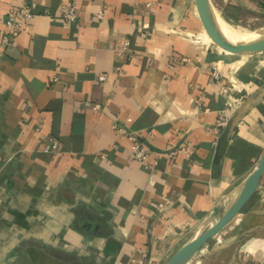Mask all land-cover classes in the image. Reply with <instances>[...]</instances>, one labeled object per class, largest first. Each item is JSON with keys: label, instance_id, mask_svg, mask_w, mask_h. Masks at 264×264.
I'll list each match as a JSON object with an SVG mask.
<instances>
[{"label": "crops", "instance_id": "0c3cea01", "mask_svg": "<svg viewBox=\"0 0 264 264\" xmlns=\"http://www.w3.org/2000/svg\"><path fill=\"white\" fill-rule=\"evenodd\" d=\"M210 3L230 17L250 4ZM12 7L36 16L3 42ZM0 17V264H165L221 217L264 152V40L221 44L195 0H0ZM116 122L157 165L133 157ZM50 138L58 152L44 151ZM185 264H264V175Z\"/></svg>", "mask_w": 264, "mask_h": 264}, {"label": "built area", "instance_id": "2783aa9c", "mask_svg": "<svg viewBox=\"0 0 264 264\" xmlns=\"http://www.w3.org/2000/svg\"><path fill=\"white\" fill-rule=\"evenodd\" d=\"M36 16V13L32 11L28 7L16 8L12 7L5 17L6 24L10 27L8 35L2 37L3 42H8L9 38H12V35L16 34L18 31L24 29V26L18 23V18H22L26 23L31 21ZM96 16L101 18L104 16V8H101L97 11ZM62 17L66 22H75L78 18V6L76 3L67 2L62 5ZM3 19L0 17V20ZM26 28V27H25ZM130 46V40L125 39L122 50L128 49ZM189 60V59H188ZM212 76L217 83L221 84V89L225 93L230 92V88L222 83V75L219 69L214 66L212 70ZM105 78L104 74L99 76L100 80ZM242 98L236 99L234 102L227 104L223 107L218 114V118L216 124L214 126L215 137L212 141V146L217 147L222 135V129L226 125V123L230 120L232 115L237 111V109L241 106ZM95 107H99V104H96ZM114 127L117 131L118 135L127 136L131 141V152L135 159L144 163L145 167L150 169L153 166L158 164V161L150 162L149 158L153 153V149H151L148 145H146L142 140L138 138L136 133L131 129H128L126 126L121 125L119 123H115ZM61 148V143L56 138H50L49 142L44 146V151L55 153L58 152ZM181 151L185 154V156L190 157L193 151V147L190 142L183 143L180 148ZM170 155H174L175 151L172 150L169 152ZM169 197H164L162 201L159 202L160 206H163L164 203L169 202Z\"/></svg>", "mask_w": 264, "mask_h": 264}, {"label": "water", "instance_id": "95a60500", "mask_svg": "<svg viewBox=\"0 0 264 264\" xmlns=\"http://www.w3.org/2000/svg\"><path fill=\"white\" fill-rule=\"evenodd\" d=\"M195 1L208 29L212 33L213 37L221 44L233 46H249L264 40V26L256 29V35L250 39H230L225 35V33L218 25L210 0ZM234 115L235 113L232 115V117ZM232 117L230 119H232ZM263 175L264 152L261 154L255 168L245 179L239 193L229 204L221 217L207 229L197 234L195 237L177 248L174 253L168 258L165 264L187 263L211 237L216 235L222 228H224L245 207V205L251 200V198L257 191Z\"/></svg>", "mask_w": 264, "mask_h": 264}, {"label": "rangeland", "instance_id": "374dc122", "mask_svg": "<svg viewBox=\"0 0 264 264\" xmlns=\"http://www.w3.org/2000/svg\"><path fill=\"white\" fill-rule=\"evenodd\" d=\"M264 0H249V5L242 6L239 15L230 17L236 20L237 26L242 33L253 32L255 28L264 26ZM242 25V26H241Z\"/></svg>", "mask_w": 264, "mask_h": 264}, {"label": "bare ground", "instance_id": "6f19581e", "mask_svg": "<svg viewBox=\"0 0 264 264\" xmlns=\"http://www.w3.org/2000/svg\"><path fill=\"white\" fill-rule=\"evenodd\" d=\"M215 17H216V21L218 22V25L220 26L222 31L225 33V35L227 37H229L232 40L250 39L256 35L255 31L244 33V34L231 33L232 31H241L240 28L236 24L238 22H236L235 19L230 18V17L223 15V14H220V13H215Z\"/></svg>", "mask_w": 264, "mask_h": 264}, {"label": "trees", "instance_id": "16d2710c", "mask_svg": "<svg viewBox=\"0 0 264 264\" xmlns=\"http://www.w3.org/2000/svg\"><path fill=\"white\" fill-rule=\"evenodd\" d=\"M262 4H264V2H263V3H261V5H262Z\"/></svg>", "mask_w": 264, "mask_h": 264}]
</instances>
